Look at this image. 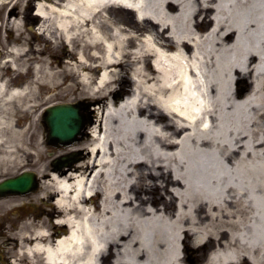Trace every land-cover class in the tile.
Instances as JSON below:
<instances>
[{"label":"bare ground","instance_id":"bare-ground-1","mask_svg":"<svg viewBox=\"0 0 264 264\" xmlns=\"http://www.w3.org/2000/svg\"><path fill=\"white\" fill-rule=\"evenodd\" d=\"M20 1L0 0V180L32 168L40 189L0 196V224L36 211L8 264H264V0H27L45 46ZM54 101L92 123L58 168Z\"/></svg>","mask_w":264,"mask_h":264},{"label":"rangeland","instance_id":"rangeland-1","mask_svg":"<svg viewBox=\"0 0 264 264\" xmlns=\"http://www.w3.org/2000/svg\"><path fill=\"white\" fill-rule=\"evenodd\" d=\"M30 4L31 3H29L27 0H21L20 1V6H21V9H22L20 18L22 20V24L24 25V29L26 30V33L28 34L29 41H32L35 44H42L43 46H45L43 41H39L36 38L33 39L35 37V34H34L33 31L30 30V26H32L33 29H34L35 27L38 26V24L40 22L37 23V24L36 23L35 24H30V22H28L25 19L26 15L31 16V14H32L31 10L34 7L32 5H30ZM5 14H6L5 11L0 10V23L3 22ZM39 32H40V30H39ZM39 34H41V32ZM0 37H1V40H0V48H1L0 52L2 53V56H0V60H5L6 59L5 57L7 55L5 56L3 53H4V51L6 50V48L8 46L10 35L5 30H2V31H0ZM65 49L63 51L59 52V54H58L61 59L65 56V54H66L65 51L67 52V50H68L67 48H65ZM2 74H3V77L6 78V79H14V77H15V73H13L12 71H10L8 69H3L2 70ZM22 81L23 80L19 81V83H21ZM247 84H249V83H247ZM129 93H130V88H128L127 91L121 93L122 97L118 96V94H117L116 98H118L120 100L124 96H127ZM47 96H49L48 93H47V95L44 94L43 97L46 98ZM66 103L67 102H65V101H54V102L49 103V104H47V105H45L43 107L42 115H41V119H40V128H41V130H40V138H39L40 142L43 141V133L46 130V128H45V126L43 124V114H44L46 108L49 107V106L58 105V104H66ZM91 124L92 123L85 122L84 129L87 130V131H90V125ZM47 137H48V132L46 130V141H47ZM80 139H81V136H79V140L78 141H80ZM46 144H47V142H46ZM73 144H70V145H67V146H59V147H55V146H52V145H47L49 147L48 156L50 158V163L54 165V163L56 161H58L59 159L65 158V157H69V156H71L72 159L75 160V161L81 160L80 155H78L76 152L69 151L67 153H64L63 150L66 149V148H69ZM23 172H32V173H34L32 168H30L28 171L23 170V171L18 172L17 174H14V175H11V176H7V177L3 178L2 180H0V183L2 181H4L5 179L11 178V177H16V176L22 174ZM38 181H39V186H40V180L38 179ZM39 186H38V189L35 192H31V193H29L27 195H9V196H6V197H14V198H17V199L28 198L30 196H33V195L37 194V192L40 189ZM16 204H17V206L18 205L19 206L17 208L13 209V210L8 211L5 214V216H4L5 218H4L3 223L0 224V248L2 250H5L4 251L5 252L4 255H6V258H8L9 255L12 256L15 253V251L8 250L7 247H6V246L12 244V242L7 240V236H6V232H7L8 228H9V226H11V220L15 219L16 217L23 218L26 215L34 214L36 212L35 209L31 206L30 203H28L25 206H21L20 202H17ZM7 252H9V255L7 254Z\"/></svg>","mask_w":264,"mask_h":264},{"label":"water","instance_id":"water-1","mask_svg":"<svg viewBox=\"0 0 264 264\" xmlns=\"http://www.w3.org/2000/svg\"><path fill=\"white\" fill-rule=\"evenodd\" d=\"M43 122L48 130V144L55 147L67 146L78 141L84 127L78 104H62L49 107L46 109ZM64 160L61 159L54 165L58 168L75 161L64 162ZM37 188L36 175L26 172L1 183L0 195H25L35 192Z\"/></svg>","mask_w":264,"mask_h":264},{"label":"flooded vegetation","instance_id":"flooded-vegetation-1","mask_svg":"<svg viewBox=\"0 0 264 264\" xmlns=\"http://www.w3.org/2000/svg\"><path fill=\"white\" fill-rule=\"evenodd\" d=\"M32 13V12H31ZM25 19L28 21V16L25 17ZM0 56H2V53H0ZM4 250L0 248V264H6L8 262L6 255H4Z\"/></svg>","mask_w":264,"mask_h":264}]
</instances>
